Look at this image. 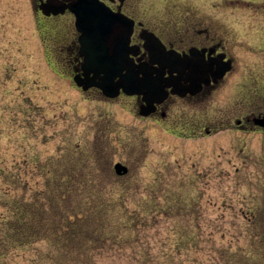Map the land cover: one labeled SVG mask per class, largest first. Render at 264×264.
Masks as SVG:
<instances>
[{
  "label": "rangeland",
  "instance_id": "374dc122",
  "mask_svg": "<svg viewBox=\"0 0 264 264\" xmlns=\"http://www.w3.org/2000/svg\"><path fill=\"white\" fill-rule=\"evenodd\" d=\"M140 1L151 13L206 10L203 0ZM248 1L234 11L229 33L244 30L245 15L264 13L262 0ZM257 19L253 33L264 28ZM72 28L70 21L57 30L28 0H0V264H48L74 210L86 218L78 231L107 240L98 245L78 232L57 253L62 258L131 264L148 243V254L162 260V244L174 247L186 235L182 244L197 239L204 251L181 256L203 259L209 237L235 242L245 216L264 210V130L235 124L264 112V52L247 54V65L210 95L205 114L177 103L163 120L134 111L131 97L83 91L70 69L56 66L42 42L51 47ZM117 161L126 174L114 172Z\"/></svg>",
  "mask_w": 264,
  "mask_h": 264
},
{
  "label": "flooded vegetation",
  "instance_id": "af4514ba",
  "mask_svg": "<svg viewBox=\"0 0 264 264\" xmlns=\"http://www.w3.org/2000/svg\"><path fill=\"white\" fill-rule=\"evenodd\" d=\"M243 1L250 3L248 0H203L206 10L202 12H176L174 8L161 14L146 12L147 6L140 0H28L32 13L51 20L57 30L72 21L69 33L58 35L51 47H45L42 42V51L54 54L56 66L70 69L72 79L74 76L80 79L82 68L87 65V49L101 47L109 58V68L116 69L115 73H109L105 84L116 96H107L98 85L86 91L94 89L109 100L131 97L134 111L163 120L177 103L194 113L205 114L210 95L225 83L234 69L247 65V54L264 52V28L253 33L254 23L250 22L261 17L264 25V13L245 15L249 19L244 30L239 34L228 32L232 20L239 17L234 11ZM210 7L233 12H209ZM93 11L104 16V21L109 19V23L103 24L108 26L103 39L84 37V31L76 27L75 12ZM61 18L67 20L59 21ZM45 64L54 66L46 58ZM126 89L136 93H126ZM249 115L264 116V112L246 116ZM242 122L237 126H244ZM205 132L209 133V129Z\"/></svg>",
  "mask_w": 264,
  "mask_h": 264
},
{
  "label": "trees",
  "instance_id": "16d2710c",
  "mask_svg": "<svg viewBox=\"0 0 264 264\" xmlns=\"http://www.w3.org/2000/svg\"><path fill=\"white\" fill-rule=\"evenodd\" d=\"M65 215V220L67 221L65 225V236L62 238L63 241L61 240L62 245L57 243L54 244V248H56L54 250L55 252L58 253L65 246L71 247L70 244L73 245L75 238L78 236V232L81 237L85 234V238L91 236L92 240H102V242H98V245H101L103 241H105L106 237L95 231L92 232V229L88 230L85 228V230L78 231V227H82L84 221L86 222V218H84L81 212L75 210L67 211ZM248 215L249 216H245V219L249 224L245 225L244 228L239 231L240 238H237L235 242H214L213 238H208V242L210 243L206 247V258L199 259L194 256H181L184 250L188 253L191 251H204V248H201L197 239L193 241V247L187 243L182 244V240L187 238L185 235L181 237L180 240H177L178 242L176 245H173L174 247L166 246V242L162 244L164 247L163 251L165 252L163 256L164 259L162 260L149 255L148 252L149 249H152V245L145 243L141 244L140 247L145 248L144 251L147 252L139 255L136 251V254L131 255L128 261H130L131 264H264V210H251V213ZM23 222L26 221L23 220ZM134 228L133 233L139 235L140 230L138 227L134 226ZM129 230H132V227H129ZM224 234L225 233L222 234V238ZM240 240H242L243 243H240ZM141 252L142 251H140V253ZM57 253L48 258V264H97V261L92 257L79 260L76 257L71 258L69 256H64V258H62V256Z\"/></svg>",
  "mask_w": 264,
  "mask_h": 264
},
{
  "label": "water",
  "instance_id": "95a60500",
  "mask_svg": "<svg viewBox=\"0 0 264 264\" xmlns=\"http://www.w3.org/2000/svg\"><path fill=\"white\" fill-rule=\"evenodd\" d=\"M76 27L84 31V37L88 38H105V32L108 30L103 26L106 21L109 23V19L104 21V16H99L97 12H90L89 14L75 12ZM105 25V24H104ZM104 30L103 32H101ZM101 32V33H100ZM105 48V47H104ZM85 60L87 65H84L82 68V75L80 79L78 76H75L74 79L78 85H82L84 89L91 85H98L103 89V92L107 96H115L116 92L110 93L108 90V85H105L109 81V73L116 72L115 68H109V58L106 55V52L101 47L99 48H88L85 54ZM102 80V82H99ZM84 83V84H83ZM102 83V84H101ZM127 93H135L133 91L125 90ZM252 121L260 126L264 127V117H253ZM239 122V121H238ZM114 169L117 173L122 174L127 171V166L123 165L120 162L115 163Z\"/></svg>",
  "mask_w": 264,
  "mask_h": 264
}]
</instances>
